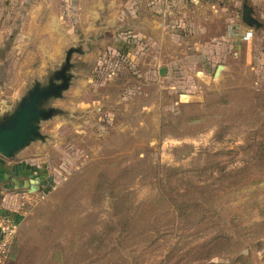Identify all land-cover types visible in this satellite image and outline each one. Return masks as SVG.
I'll list each match as a JSON object with an SVG mask.
<instances>
[{
  "label": "rangeland",
  "instance_id": "rangeland-1",
  "mask_svg": "<svg viewBox=\"0 0 264 264\" xmlns=\"http://www.w3.org/2000/svg\"><path fill=\"white\" fill-rule=\"evenodd\" d=\"M63 65L0 264H264L263 0H0V115Z\"/></svg>",
  "mask_w": 264,
  "mask_h": 264
},
{
  "label": "water",
  "instance_id": "water-1",
  "mask_svg": "<svg viewBox=\"0 0 264 264\" xmlns=\"http://www.w3.org/2000/svg\"><path fill=\"white\" fill-rule=\"evenodd\" d=\"M253 8L244 3L243 19L248 26L257 24L252 16ZM68 63V62H65ZM65 65L56 71L50 78L49 83L42 85L36 82L27 93L19 100L16 108L5 115H0V154L10 158L31 144V142L42 138L40 123L43 119L52 117L55 108L47 109L44 104L51 97L62 95L68 85V76L63 69ZM162 69L161 73L164 74ZM61 80V82H57Z\"/></svg>",
  "mask_w": 264,
  "mask_h": 264
},
{
  "label": "built area",
  "instance_id": "built-area-1",
  "mask_svg": "<svg viewBox=\"0 0 264 264\" xmlns=\"http://www.w3.org/2000/svg\"><path fill=\"white\" fill-rule=\"evenodd\" d=\"M17 231V222L9 217L0 219V259L7 256Z\"/></svg>",
  "mask_w": 264,
  "mask_h": 264
},
{
  "label": "crops",
  "instance_id": "crops-1",
  "mask_svg": "<svg viewBox=\"0 0 264 264\" xmlns=\"http://www.w3.org/2000/svg\"><path fill=\"white\" fill-rule=\"evenodd\" d=\"M259 1H261V0H259ZM264 1V0H263ZM2 197V196H1ZM7 197H5L4 199H6Z\"/></svg>",
  "mask_w": 264,
  "mask_h": 264
},
{
  "label": "trees",
  "instance_id": "trees-1",
  "mask_svg": "<svg viewBox=\"0 0 264 264\" xmlns=\"http://www.w3.org/2000/svg\"><path fill=\"white\" fill-rule=\"evenodd\" d=\"M3 164L0 163V166H2ZM9 217V216H8Z\"/></svg>",
  "mask_w": 264,
  "mask_h": 264
}]
</instances>
